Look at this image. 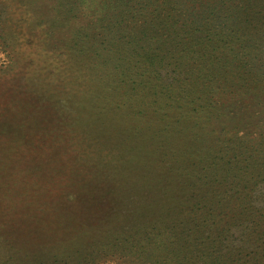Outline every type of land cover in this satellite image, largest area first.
I'll use <instances>...</instances> for the list:
<instances>
[{
	"label": "rangeland",
	"instance_id": "obj_1",
	"mask_svg": "<svg viewBox=\"0 0 264 264\" xmlns=\"http://www.w3.org/2000/svg\"><path fill=\"white\" fill-rule=\"evenodd\" d=\"M217 2L0 0V264H264V1Z\"/></svg>",
	"mask_w": 264,
	"mask_h": 264
},
{
	"label": "trees",
	"instance_id": "obj_2",
	"mask_svg": "<svg viewBox=\"0 0 264 264\" xmlns=\"http://www.w3.org/2000/svg\"><path fill=\"white\" fill-rule=\"evenodd\" d=\"M264 0H218L217 5H219V9H225L227 11V15L225 17H223L221 19V14H214L216 18L221 19L220 21H218V24H216V26L214 25H210V27H214L215 29H224L226 27V20L228 18H230L231 24H230V28L234 27V26H238V29H243L246 27V10H245V5L248 4H257L258 3H262ZM216 5V6H217ZM168 10H175L174 6H169ZM200 16V20L204 19L203 14H199L197 15V17ZM245 16V18H244ZM199 19V18H198ZM179 22V20H177V17L175 14H170V13H165V12H160V10L158 8H156L154 10V13L151 14V16H148L143 24H141L140 27V31L143 33V37L142 38H148L149 42L147 47L144 48V54L146 55L144 62H148V63H155V64H162L163 61L165 60V41L164 45L162 48L159 49V53L157 56L150 54V50L151 47L154 46L155 44H157L158 42H162V39H160L159 37L156 36L155 37H150L148 35V31L151 29H164V28H170V29H175L176 28V24ZM182 23V22H181ZM201 26L200 21L197 20H190L188 21V23H182L181 27L184 29V31L187 34H190L191 28H198V31L200 32L199 28ZM127 25H124V28L126 29ZM130 27V26H129ZM131 28V27H130ZM202 29H207L210 31L211 28H202ZM201 34V32H200ZM158 36L163 37L162 34H159ZM156 40V41H155ZM159 45V43H158ZM254 47V43H248L245 42L244 44H242L240 52L242 53L244 49H249L247 53H251ZM95 54H98L95 52ZM242 54H246L245 52H243ZM101 55V54H98ZM194 55L191 54L190 58H192ZM189 58V59H190ZM216 61H220L221 57L219 56H215ZM156 59L158 60V62H156ZM194 63L196 64L199 62L198 59L200 60H205L206 59V54L204 52H197L196 56L194 57ZM153 60L152 62H149ZM237 86V90H238V97L239 100L241 101L240 105H239V110H241V112L243 111V115L240 116L239 118L242 121H246L247 119H252L254 121H256V123L258 125L262 124L264 121V95H261L258 91L252 93V88L249 87L250 84H246V85H238ZM195 93H198L200 95V97H204L203 96V92H199V90H192ZM207 96V95H206ZM251 98V99H248ZM217 106V105H215ZM233 126L235 127V124H233ZM251 215V216H250ZM249 215V222H251L252 225H255L258 221L259 218L261 217L260 223L263 228H264V214L262 215H258L257 213L255 214H250ZM262 234L264 235V232H262Z\"/></svg>",
	"mask_w": 264,
	"mask_h": 264
}]
</instances>
